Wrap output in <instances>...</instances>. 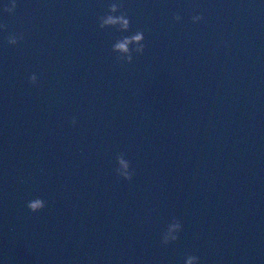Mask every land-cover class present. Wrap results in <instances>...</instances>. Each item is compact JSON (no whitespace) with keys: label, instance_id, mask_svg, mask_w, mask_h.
Masks as SVG:
<instances>
[{"label":"water","instance_id":"95a60500","mask_svg":"<svg viewBox=\"0 0 264 264\" xmlns=\"http://www.w3.org/2000/svg\"><path fill=\"white\" fill-rule=\"evenodd\" d=\"M119 2L0 5V261L264 264V0Z\"/></svg>","mask_w":264,"mask_h":264},{"label":"clouds","instance_id":"9594fccd","mask_svg":"<svg viewBox=\"0 0 264 264\" xmlns=\"http://www.w3.org/2000/svg\"><path fill=\"white\" fill-rule=\"evenodd\" d=\"M0 5H3V11L7 13H12L17 7L15 0H12V3L10 5L3 4V0H0ZM121 7L122 5L119 2V0H112V3H110L109 5L107 14L99 17L100 27L104 28L108 26H114V27H117V30H120V29L127 30L130 24V20L127 18V14L121 12L119 14V19L115 18L116 14L120 11ZM181 19L182 17L179 15L175 17V20L177 22H180ZM202 19H203L202 16L195 15L192 17V22L199 23ZM3 28H4V25L0 24V29H3ZM19 39L20 37L16 35H12L11 37H9L8 43L10 45H15L18 43ZM133 39L135 40L136 45H137L134 51L137 54H143L144 47H145L143 44L144 32L137 31ZM128 43L129 41L127 40H125L123 43H117L116 45L113 46V50L120 53L119 59L130 63L132 60V55L127 48ZM29 79H30V83L35 85L37 83L38 78L35 74H33L31 75ZM72 124L73 125L76 124L75 118H73ZM117 160H118V166L116 168L117 176L122 177L125 180H131L133 178V172H132L129 161L126 160L123 155L118 156ZM27 207L32 212H39L45 207V204L39 200H30L27 204ZM181 228H182V225L179 220L171 221L167 225L166 229L164 230L162 234V242L164 244H168V243L176 241L178 238V234L181 231ZM0 264H3V262L0 261ZM184 264H200V259L196 255H188L185 257Z\"/></svg>","mask_w":264,"mask_h":264}]
</instances>
